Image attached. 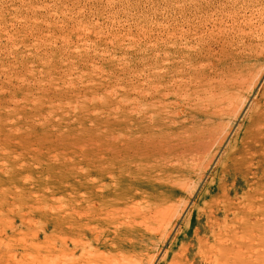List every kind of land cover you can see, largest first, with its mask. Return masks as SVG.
<instances>
[{
  "label": "rangeland",
  "instance_id": "374dc122",
  "mask_svg": "<svg viewBox=\"0 0 264 264\" xmlns=\"http://www.w3.org/2000/svg\"><path fill=\"white\" fill-rule=\"evenodd\" d=\"M230 17L237 18L240 29L219 49L212 79L214 85H226L241 75L246 85L264 68V41L257 38L264 26V0H0V264H184L186 249L191 251L190 262L212 263L203 261L201 253L218 244L206 242V194L219 177L222 157L261 99L264 81L200 186L194 190L195 175L184 181L172 202L170 222L141 236L127 224L121 233L111 228L100 233L97 248L74 256L61 247L60 228L45 231V225L52 217L59 220L64 211L71 212L69 223L77 217L72 213L76 180L79 172L87 177L88 170L78 164L71 143L107 131L109 110L126 104L129 86L161 84L158 72L170 63L162 52L171 41L183 34L193 41L204 35L206 41L215 31L220 34L214 32L211 42L217 45L218 37L226 39L235 30ZM176 57L168 56L172 61ZM209 69L199 68L201 81ZM245 92V87L236 92L232 109ZM230 121L231 116L225 117L220 128ZM233 218L221 221L222 234L232 230ZM127 220L122 214L121 222ZM247 234L239 233L243 248L238 258L231 252L220 263L264 264L262 231Z\"/></svg>",
  "mask_w": 264,
  "mask_h": 264
},
{
  "label": "bare ground",
  "instance_id": "6f19581e",
  "mask_svg": "<svg viewBox=\"0 0 264 264\" xmlns=\"http://www.w3.org/2000/svg\"><path fill=\"white\" fill-rule=\"evenodd\" d=\"M232 12L229 13L233 16ZM234 18H231L234 32L224 35L226 39L218 37L217 45L211 42V39L215 40V31L212 30L206 41L204 35L194 41L186 37L188 34L181 37L176 35L174 38L180 39L171 41L163 52L160 49L167 60L163 61L170 62L162 70L158 69L161 84L129 86L126 104H118L109 110L107 131L71 143L73 153L79 159L78 164L88 170L87 177L79 172L76 180L78 198L72 204H76L77 211L72 213H76L77 217L69 223L72 217L67 214L71 212L64 211L66 214L62 213L59 220L52 217L45 225V231L60 228L64 233L61 247L67 256H74L78 251L85 252L87 249L92 251L91 248L100 245V233L105 234L111 228L121 233L127 224L130 232L140 236L155 231L158 224L170 222L168 220L174 217H170L175 211L172 202L181 193L184 181L195 175L196 190L210 172L232 135L234 126L247 112L264 81V68H261L246 85L247 79L241 75L226 85H214L212 72L218 67L216 57L219 49L228 40H232L233 34L236 35L240 29L236 27L237 18ZM217 19L218 23L222 22ZM260 28L257 38L258 42H263L264 26ZM171 54L177 55L176 61L168 58ZM160 62L165 63L162 60ZM205 67L210 68V71L204 74L203 79L206 77V81H201L202 75L198 70ZM187 79L205 84L187 85ZM244 87L246 92L239 105L232 109L236 92ZM253 105L247 125L222 157L219 177L206 194L209 200L204 212L207 220L204 229L209 235L206 242L215 240L218 244L212 246V250L208 249L210 251L201 252L205 254L203 261L208 259L214 264H223L220 263L225 259L223 256L229 258L231 252L235 254L236 260L243 248L240 247V231L242 234L248 232L249 235L255 230H261L264 237V222L260 219L264 216V93ZM227 116H231L229 125L220 128L219 123ZM78 169L80 171L82 168ZM122 214L128 219L125 224L121 222ZM231 215L234 217L231 220L233 228L222 234L221 221L226 224ZM222 238L227 239V244L221 241ZM241 238L243 240L246 237ZM190 252V249H186L184 264L191 261ZM51 255L48 258L51 259ZM232 255L231 258L234 257ZM193 261L190 263L194 264Z\"/></svg>",
  "mask_w": 264,
  "mask_h": 264
}]
</instances>
